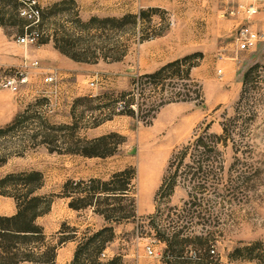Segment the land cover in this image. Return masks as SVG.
<instances>
[{
    "label": "rangeland",
    "instance_id": "1",
    "mask_svg": "<svg viewBox=\"0 0 264 264\" xmlns=\"http://www.w3.org/2000/svg\"><path fill=\"white\" fill-rule=\"evenodd\" d=\"M37 1L43 12V39L53 35L77 42L76 52L86 51L92 60L79 66L77 81L74 76L72 86L61 93L51 94L55 85L45 82L50 75L43 73L40 63L27 69L30 83L18 95L0 91L16 99L18 114L28 111L30 121L17 135L38 131V118L51 126L65 127L47 132L48 147L31 148L23 157H13L0 167V180L33 172L42 175L43 187L36 196L52 204L37 225L44 229L48 241L56 244L54 237L63 225L67 226L66 236H74L72 230L77 231V246L85 237L108 229L111 231L103 236L106 247L101 263L117 259V264H135L142 259L144 264H155L157 257L148 256L146 248L152 247L157 255L162 251L151 218L158 208L156 222L163 228L185 226L190 216L181 211L186 208L207 223L192 220L194 235L202 234L204 228L207 231L214 262L264 264V44L251 52L238 51L236 32L245 21L223 15L238 0H95L93 14L80 0ZM19 6V0H0V26L7 25L8 42L16 50L34 48L16 44V37L27 25L18 16ZM150 9L156 10L151 23L134 19ZM124 17L129 19L121 27L90 23L92 19ZM252 23L264 31V15ZM149 29L163 36L141 41ZM120 56H124L121 61H113ZM187 57L190 59L183 70L193 67L191 81L167 79L164 85H156L144 79ZM33 62L37 61L30 64ZM21 70L15 65L2 67L0 79ZM199 87L200 95H196ZM179 93L196 100L161 106ZM130 111L135 115H129ZM224 126L235 133L231 140H223L221 155L203 159L216 169L214 176L203 183L208 192L198 194L199 200L193 201L201 207L185 206L188 192L200 184L189 181L197 173L194 166V170H177L175 193L169 201H159L158 191L180 148L193 142L201 130L209 127L211 134L221 135ZM92 147L98 156L80 153ZM199 160L190 156L186 163ZM221 165L223 169L219 170ZM123 172L128 173L121 178L128 191L119 216L129 219L116 224L105 221L91 208H70L73 199L86 193L84 187L77 193H73V187L65 190L67 184L109 182ZM246 248H252L255 261H231L235 250ZM196 250L187 247L184 257L205 254ZM242 254L247 255L245 251Z\"/></svg>",
    "mask_w": 264,
    "mask_h": 264
},
{
    "label": "trees",
    "instance_id": "2",
    "mask_svg": "<svg viewBox=\"0 0 264 264\" xmlns=\"http://www.w3.org/2000/svg\"><path fill=\"white\" fill-rule=\"evenodd\" d=\"M2 1V0H1ZM19 9V7H18ZM18 13V12H17ZM156 13V10L150 9L148 11H141L134 19L147 20L149 23L152 21V14ZM129 17H124L120 20L117 19H106L99 21L92 19V24L102 25H123ZM43 20V13H42ZM42 25V24H41ZM118 27V26H117ZM119 27V29H121ZM116 30V28H115ZM118 30V28H117ZM149 29L146 32L144 38L141 41H150L163 36L162 33L151 31ZM45 42L44 39L40 41ZM55 48L63 55L69 57L77 63H88L92 60L86 54L76 52L79 47V43L65 41L58 39L54 36ZM124 56L114 58L113 61H121ZM190 59V57L182 60L172 62L155 73L147 75L144 79L164 85L167 79H176L179 81H191V70L193 67H188L185 71L183 65ZM162 92H165V88H161ZM200 87L196 92V95H200ZM190 94L179 93L175 99L168 100L161 104H167L172 102H189L195 101ZM129 115H135L134 111H130ZM40 119L38 131L33 130L31 134L19 133L24 125L28 124L30 117H28V111L19 113L16 115L14 120L4 128H0V167L5 166L9 159L13 157H23L24 154L31 148L39 146L48 147L50 144V138L47 132L59 131L64 129L62 126H51L44 120ZM201 134L197 135L193 142H189L184 145L177 152L173 160L170 162L169 170L167 175L164 177L162 185L158 191L157 199L170 200L177 188L178 174L177 170L186 167L188 170L196 169L193 177L189 180L190 182L200 183L198 187H194L188 192L189 201L185 205L191 204L194 207H201L200 205L194 204L193 201H198V194L205 195L208 192V188L203 184L208 182L211 177L214 176V169L216 165L209 164L204 161V158L210 159L221 155L220 149L223 148V140L228 137L232 139L234 130L230 132L224 126L222 128L221 135H214L210 133V128L207 127L201 130ZM13 135V136H11ZM12 139L8 140V137ZM9 137V138H10ZM227 140L225 143H227ZM226 145V144H225ZM94 147L85 152H80L85 157H94ZM69 153H76L70 150ZM198 157L201 160L198 162H192L191 164L186 163V159L189 157ZM221 165L219 170H222ZM172 170H176L173 175H170ZM127 172L118 174L112 178L109 182H103L100 180L91 181L89 184H67L65 190L73 187V193L84 187L85 197L80 199H73L70 203V208L75 211L82 209L91 208L94 213L103 217L107 222H114L116 224L122 223L124 220L129 218H121L119 215L122 212L120 207L124 196L127 195V186L121 182V178L126 176ZM202 183V184H201ZM43 187L42 175L36 172L29 173L20 176H7L0 180V196L9 197L17 203V214L13 217H1L0 216V264H56L57 251L64 246L66 243L76 241L75 234L77 231L72 230L74 236H66L67 226L63 225L61 230L54 237L56 244L52 245L48 241L45 235L44 229L37 225V220L43 215L49 213L51 209V200H47L44 197L36 196V193ZM157 200V201H158ZM158 203V202H157ZM175 211H178L175 209ZM182 214L190 216L189 222L185 226L175 225L169 226L168 229L163 228L156 222L158 215L160 214L157 208V214L151 218L152 226L155 230V239L157 243L165 245V251L163 253V259L166 264H219L214 262V257L211 253V240L206 236L207 231L205 228L202 230V234L194 235L195 225L193 219H200L204 221L201 216L195 215V211L185 210L181 211ZM181 218L185 216L181 215ZM205 222V221H204ZM206 223V222H205ZM207 224V223H206ZM206 224H203L206 225ZM199 225V224H196ZM202 226V224H200ZM111 231L108 229L101 230L89 237H85L84 241L78 244L75 252L74 259L71 264H103L100 261L101 255L106 247V242L103 240V236L106 232ZM192 235V236H190ZM189 246L198 249L196 251H204V255L196 258H185V249ZM200 249V250H199ZM244 251L247 253L243 256ZM231 261H255V257L252 255V248H246L244 250L237 249L231 255ZM118 260L114 259L105 264H117Z\"/></svg>",
    "mask_w": 264,
    "mask_h": 264
},
{
    "label": "crops",
    "instance_id": "3",
    "mask_svg": "<svg viewBox=\"0 0 264 264\" xmlns=\"http://www.w3.org/2000/svg\"><path fill=\"white\" fill-rule=\"evenodd\" d=\"M94 1L95 0H80L82 5L86 3L85 7H88L87 9L91 14H93L95 10V6L93 5ZM116 1L118 0H110L112 3ZM123 1L131 3L130 0ZM254 1L255 0H247L246 2L253 3ZM7 29V25L0 26V68L15 65L23 70L25 64L29 65L31 61L39 62L44 67L43 73H45L46 76L51 74L56 75V83L55 86L51 88V94L61 93L64 88H70L72 86L70 85V80L74 76L77 81V70L79 66L81 67L83 64L74 62L72 59L59 52L55 48L53 35L49 36L47 40H44V43L40 42L37 47L16 50L14 46L8 42ZM11 55H16L20 59H15ZM19 108L16 99L5 92H0V127L10 124L18 114ZM16 214V201L9 197L0 196V216L13 217ZM160 246L162 252L157 258V261H155V264H166L163 259V253L166 247L163 244ZM76 250L77 243L75 241L66 243L57 251L56 264H71ZM135 264H144V262L142 259H139Z\"/></svg>",
    "mask_w": 264,
    "mask_h": 264
},
{
    "label": "built area",
    "instance_id": "4",
    "mask_svg": "<svg viewBox=\"0 0 264 264\" xmlns=\"http://www.w3.org/2000/svg\"><path fill=\"white\" fill-rule=\"evenodd\" d=\"M19 3L18 16L25 20L27 25L24 27L22 34L16 37V44L23 48L38 46L43 39V32L40 30L43 12L37 0H19ZM223 15L245 21L236 32L235 39L239 52H251L259 45L264 44V31L257 30L252 23L253 19L264 15V0H255L253 3L238 0L227 8ZM38 66L39 62L25 64L24 69L17 72L15 76L0 79V91L9 90L15 96L18 95L21 88L28 86L30 83L27 69ZM45 82L55 85L56 75L51 74L46 77ZM91 86L93 87L94 84H91ZM146 253L151 257H159L152 247H147ZM211 254L214 255L215 252L211 251ZM101 257L104 258L105 254L103 253Z\"/></svg>",
    "mask_w": 264,
    "mask_h": 264
}]
</instances>
